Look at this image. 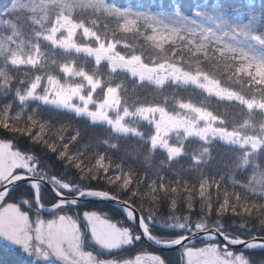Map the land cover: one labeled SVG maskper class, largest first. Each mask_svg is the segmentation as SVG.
Instances as JSON below:
<instances>
[{
	"label": "trees",
	"instance_id": "obj_1",
	"mask_svg": "<svg viewBox=\"0 0 264 264\" xmlns=\"http://www.w3.org/2000/svg\"><path fill=\"white\" fill-rule=\"evenodd\" d=\"M63 21L93 35L86 39L79 30L80 48L111 47L115 57L139 59L152 70L175 66L207 76L244 101L264 103V0H0V140L28 156L34 176L68 196L86 190L111 194L156 228L196 223L231 236L264 237V154L247 157L237 139L248 126L246 134L259 135L264 114L200 87L173 80L155 84L108 61L55 47L45 37ZM66 68L99 83L95 100L118 90L121 112L143 108L177 115L191 106L217 119L214 126L233 142L181 137L171 142L181 153L171 157L152 144L155 131L146 122L133 123L138 135H125L25 99L39 80L42 87L54 79L64 82ZM20 190L5 204L15 205ZM96 207L113 220L114 211L123 215L108 204L79 209L95 212ZM182 210L193 213L175 212ZM21 237L0 218V264H35L18 250Z\"/></svg>",
	"mask_w": 264,
	"mask_h": 264
},
{
	"label": "rangeland",
	"instance_id": "obj_2",
	"mask_svg": "<svg viewBox=\"0 0 264 264\" xmlns=\"http://www.w3.org/2000/svg\"><path fill=\"white\" fill-rule=\"evenodd\" d=\"M79 30L83 32L86 39L93 37L92 34L85 33L82 26L69 21H63L55 26L45 39L55 47L74 50L85 54L94 59L97 63L108 61L113 68L114 66L121 67L127 70L132 76L138 77L142 80L148 79L155 84H162L167 80H173L181 84L193 85L200 87L208 94L219 99L242 101L245 103L249 111L258 110L264 114V103L259 101H244L235 93L224 89L221 87L220 83L211 80L207 76L188 74L180 70L178 67L170 65L154 68L153 70L147 69L139 64V59L125 60L121 59L119 56L115 57L114 51L111 47L100 46L97 49L80 48L76 44V36L78 32H80ZM28 60L29 64H33V58ZM18 63H22V61ZM98 89L99 83L87 74L76 72L74 68H66L64 82L54 79L50 80L45 87H42V82L39 80L25 95V99L38 101L46 105H57L58 108L73 112L79 116L87 117L93 122L106 124L112 127L116 132L125 135H138L139 133L133 126V123L146 122L153 126L155 131V136L151 141L152 144L167 152L171 157H177L181 153L179 148L171 144L173 139L180 140L181 137H186L201 140H207L209 138L222 140L215 136L216 130H219L214 126L217 119L213 118L209 113L197 110L191 106L182 107V111L185 113L177 115H171L160 109L143 108L136 110L135 114L130 113V111L121 112L118 90L110 89L105 93L103 98H96L95 100L93 96ZM248 127L244 128L242 133H239L240 137L237 138L238 144L240 146H246L249 151L246 153L247 157L253 156V153L258 151H262L264 154V125L260 128L259 135L255 136L246 134ZM232 139H234V137ZM5 157L13 160L15 168L26 172L23 174L29 176H32L31 174H33L32 177L41 178L34 176L36 166L31 162L28 156L14 150L10 143L0 140V161L1 158ZM1 166H3V160ZM58 191L65 195L60 190ZM1 206L2 204H0V215H6L8 219L16 218L23 224L30 225L18 208L7 204L3 207ZM70 208H77V206H72ZM69 216L71 218L68 224H66L65 229L68 231L70 227V235H72L75 231L74 228L76 221L73 218L74 216ZM41 224L43 223L40 221L36 222L37 226ZM43 226L46 227L47 224L44 223ZM38 228H40V226ZM17 232L18 238H20L22 231ZM27 232L29 231H26V233ZM49 235L48 231L39 229L38 238L36 235L33 240L39 239L42 244L46 245L47 242H49ZM71 240H73V238H71Z\"/></svg>",
	"mask_w": 264,
	"mask_h": 264
},
{
	"label": "flooded vegetation",
	"instance_id": "obj_3",
	"mask_svg": "<svg viewBox=\"0 0 264 264\" xmlns=\"http://www.w3.org/2000/svg\"><path fill=\"white\" fill-rule=\"evenodd\" d=\"M2 160L3 166H1ZM23 173L26 172L15 168L12 159L1 158L0 185L8 182L13 176ZM31 175L33 176V174ZM17 188H21V190L14 194L15 198H13L17 200L14 207L21 211L30 225L23 224L16 218L8 219L6 215L2 216L1 214L0 216L8 226V230L22 231L17 248L20 253L32 257V262L35 264H264V249H237L222 241L199 236L203 232L216 230L232 240L251 239L237 235L231 236L229 232H222L216 226L172 223L171 226L162 225L156 228L149 226L144 220L148 231L157 232L159 237L156 236V238L158 237L164 242H175L181 238L198 234L185 246L171 250H158L145 240L143 232L132 224L124 214L121 217L114 211L113 220L105 212V209L97 207L98 211L95 212L81 211L79 207H58L47 213H42L37 207L34 189L26 185H18L12 191ZM48 192L50 191L44 187H39L40 202L45 207H52L56 204V200L52 193ZM3 206L4 201L2 202ZM175 212L178 214L193 213L187 210ZM69 215L74 216L76 221L75 231L72 235H70V227L68 231L65 229L71 218ZM62 217L64 225L62 228H58V220ZM101 220L104 221L102 222L104 225L107 223L110 225L107 227L114 226V234L110 233L111 237L106 240V243L102 242L104 231L97 223ZM37 221L45 223L47 226L44 227L41 224L38 228ZM39 229L48 231L50 234L49 242L46 245L37 239ZM26 231L31 233L28 235ZM34 233L37 235L38 241L34 240L30 245L29 242L35 238Z\"/></svg>",
	"mask_w": 264,
	"mask_h": 264
},
{
	"label": "water",
	"instance_id": "obj_4",
	"mask_svg": "<svg viewBox=\"0 0 264 264\" xmlns=\"http://www.w3.org/2000/svg\"><path fill=\"white\" fill-rule=\"evenodd\" d=\"M217 135L219 137H221V135H225L226 138L230 137L229 135L225 133H219V132L217 133ZM21 184H27L34 188L35 195H36V202L38 204V207L43 212H47L51 208H44L39 204V196H38L39 186H43L51 191V193L53 194V196L55 197L57 201V204L54 207H59V206L72 207V206H80V205L92 204V203H106V204L113 205L117 207L119 210H121L124 213V215L128 218V220L143 232V236L145 240L152 247L158 250H170L176 247L185 246L198 236L197 234L191 237H185L174 243L159 242L149 234L140 212L132 205L120 199H117L111 194L100 192V191L89 190V191H84L77 196L70 197V196H66L60 193L52 184L42 179L35 178V177L25 175V174L17 175L13 177L12 179H10L7 183L2 185L0 187V198H3L12 189H14L15 187ZM63 222H64V219L60 218V220L58 221L59 228L62 227ZM102 222L104 221L101 220L97 223L104 231L102 242L106 243V240L109 239L111 235L114 234V226L107 227V225L109 224L107 223V225H104ZM202 235L207 237L208 239L222 241L226 243L227 245H230L231 247H234L237 249L264 248V237H257V238H253L250 240H242V239L241 240H231V239L226 238L224 235L217 232L216 230L206 231V232L199 234V236H202Z\"/></svg>",
	"mask_w": 264,
	"mask_h": 264
},
{
	"label": "bare ground",
	"instance_id": "obj_5",
	"mask_svg": "<svg viewBox=\"0 0 264 264\" xmlns=\"http://www.w3.org/2000/svg\"><path fill=\"white\" fill-rule=\"evenodd\" d=\"M174 249V248H173ZM171 250V249H170Z\"/></svg>",
	"mask_w": 264,
	"mask_h": 264
}]
</instances>
